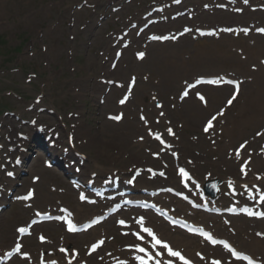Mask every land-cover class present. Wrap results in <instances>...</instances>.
Here are the masks:
<instances>
[{
  "label": "rangeland",
  "instance_id": "374dc122",
  "mask_svg": "<svg viewBox=\"0 0 264 264\" xmlns=\"http://www.w3.org/2000/svg\"><path fill=\"white\" fill-rule=\"evenodd\" d=\"M152 1L157 0H133L126 3L122 10L114 13L112 8L120 5V0H0L1 157L7 155L6 148L10 139L17 137L20 130L29 129L28 125L22 124L21 119L6 114L12 111L29 120L37 117L40 122L50 126L63 121V127H66L63 139L65 142V135L69 132L67 127H73L78 145L88 157L82 172L84 175L88 176L92 171L105 175L115 168L120 171L128 170L135 164L145 163L149 155L145 152L148 145L145 141L138 140L144 133L139 132L137 127L136 129L131 127V134L127 133L130 129L126 127L129 122L128 114L121 124L104 122L105 112L116 111L114 104L116 97L113 96V101H109L107 105H100L98 98L104 88L95 92L93 84L100 83L98 80L109 65L105 58L108 53L114 52L113 38L108 37L109 32L112 30L120 32L122 21L126 26L130 23L127 20L135 16L143 4L148 5L147 8H152L150 4ZM207 1L214 0H200L199 5ZM197 2L188 0L180 8L195 6ZM226 15L227 13H222L223 17ZM218 16L208 13L204 20H197L202 24L205 22L214 25L218 22ZM261 17L250 13L253 20ZM237 47L244 49L248 57L246 61H242L240 55L232 50ZM148 55L145 62H136L132 48L128 49L119 63L120 71L115 75L121 79H128L132 73H136L144 84L136 89L138 94L130 105L131 114L135 108L138 111L141 104L147 111L156 110L149 102L153 89H158L162 95L165 94V100L169 103L173 93L179 89L181 80L192 78L199 73L236 70L252 77L256 76L250 71L249 66L250 63L258 64L259 57H264V38L252 36L248 39H236L225 35L219 40L206 38L196 41L187 36L173 45L152 46ZM263 77L264 75L260 77L262 81ZM249 83L251 85L246 88L242 98L229 109L228 123L224 128L238 126L237 119L242 114L245 122L240 125L238 133L235 130L239 127L225 131L218 145L212 146L204 136L196 139V135L201 132L210 109L217 110L230 94V90H205L210 98V108H205L198 101L190 99L182 105L179 112L173 114V120L179 118L180 122L185 123L180 129L182 158L186 162L190 158H197L200 162L196 167L198 174L216 171L229 175L230 162H233L228 157L229 148L233 149L242 140L250 139L263 127L264 102L256 99L255 103L250 104L256 93L253 90L254 81ZM41 93L45 94L43 101L33 110H28L36 96ZM217 95H221L220 102H215ZM40 107L53 108L56 114L53 116L46 111L40 113L38 111ZM133 116L132 114L130 117ZM107 130L109 134H106ZM126 135L129 136L127 149H122L117 139ZM33 140L36 141L37 136H34ZM84 140L86 143H83ZM139 149L142 155L138 158L135 154L133 157L132 155ZM257 161L264 167L263 160ZM96 164H100L102 168H98ZM157 164L159 165V162ZM37 169L36 171H39L40 168ZM235 172L239 174L238 163H235ZM60 179L66 181L64 176ZM41 188L47 190V183H43ZM73 198L76 201V196L73 195ZM18 208L20 205H14L1 218L16 213ZM20 222L22 220L13 221V234L14 226ZM247 228L249 229L245 230L246 235L239 238L250 243V236H254L256 226L250 223ZM33 238L35 239L36 235Z\"/></svg>",
  "mask_w": 264,
  "mask_h": 264
},
{
  "label": "snow or ice",
  "instance_id": "6c2138e0",
  "mask_svg": "<svg viewBox=\"0 0 264 264\" xmlns=\"http://www.w3.org/2000/svg\"><path fill=\"white\" fill-rule=\"evenodd\" d=\"M177 2H179V0H177ZM245 3H247V0H245ZM244 31L246 32L247 29H245ZM258 31L264 32V29H258ZM166 38L167 37H153V39H166ZM143 55H144V53H142V52L138 53V56L141 57V58L143 57ZM220 82L221 81L219 79L211 81V83H220ZM198 83H199V81H198ZM227 83L235 85L236 90H237L235 93H233L232 98L227 101V103L229 105H231L233 100L236 98V95L238 94L239 82H237V81H228ZM185 95H187V92H185ZM200 99L203 100L204 97L200 96ZM123 102L124 101L122 100L121 103H123ZM218 115H222V112L219 113ZM115 119H120V117L117 116V117H115ZM215 119H216V116H213L211 119L208 120L207 125L205 126V129H204L205 132H207L209 130V128H211L213 126V121ZM168 132H169V134H172V130L171 129H168ZM258 135H260V133H258ZM156 138L157 139H161L159 134L156 135ZM161 143H163V140H161ZM243 147H244V145H241V148H243ZM173 155H175V153ZM237 156H239V152H237ZM241 171H244L245 174H246L245 165H242ZM180 174L182 176H185V177L188 176V174L185 172L184 169H180ZM8 175H12V173H8ZM161 175H163V173H161ZM32 195H33V192L29 191L27 196L23 197V199H29L30 197H32ZM84 198L85 197L82 194L81 195V199H84ZM260 199H261V201H264V193L261 194ZM248 214L249 215H256V216L264 217V212H251V211H249ZM140 222L141 223L143 222V218H141ZM120 223L123 224L124 221H120ZM68 224H69V230L70 231H75V227L72 225L70 220L68 221ZM18 231L21 232V233H24V232L27 231V229L24 228V227H21V228L18 229ZM143 231L148 233L150 236H152L153 241H154L153 247H155L156 245H160V246H162V249H166L167 250V253H168L169 256L178 257L181 261L184 262V264H191V261L187 260L179 251H174L166 242H163L161 239L157 238L155 236V234L152 232L151 229L143 228ZM137 235H139V234H137ZM205 235L208 237L209 240L212 241V243H216V241L212 238V236L210 234L205 233ZM139 238L143 239V237H139ZM41 239L43 240L44 237H41ZM100 243H103V241H101ZM221 243H224L225 247H229L230 248V246L226 242L221 241ZM96 246L97 245H93V249ZM20 249H21V245L17 244L16 247L13 249V251L19 252ZM230 250H231V254L233 256L237 257L238 259L242 258L244 260H247L249 262V264H255V262L250 257H248V256L241 257V254L239 252H237L235 249H230ZM62 251H64V250L62 249ZM138 251L140 253H145V255H143V256H136L135 257V259L137 261H139V264H149V261H152L154 259L153 255L151 253H149L146 248L138 246ZM161 254L162 253L158 252V253H156V256H160ZM24 255L27 256L28 254L25 253ZM52 264H56V262L53 261ZM155 264H161V261L159 259H156L155 260ZM167 264H173V261L172 260H168ZM213 264H221V262L217 260V261H214Z\"/></svg>",
  "mask_w": 264,
  "mask_h": 264
},
{
  "label": "bare ground",
  "instance_id": "6f19581e",
  "mask_svg": "<svg viewBox=\"0 0 264 264\" xmlns=\"http://www.w3.org/2000/svg\"><path fill=\"white\" fill-rule=\"evenodd\" d=\"M101 87L102 86H100V84H97V83H95L94 84V88H95V90H96V92L97 91H99L100 89H101ZM207 87H209V86H207ZM224 88H228L227 86H225ZM260 94H261V96L262 97H264V86L263 87H261L260 88ZM221 99V96H218L216 99H215V101H219ZM263 102H264V99H263ZM197 113V112H196ZM194 119V118H193ZM196 119V118H195ZM130 124L128 125V127L130 128ZM48 133V132H47ZM108 133V131L106 132V134ZM109 134V133H108ZM47 135V134H46ZM129 136H122V137H119L117 140H118V144H119V146L122 148V149H127V138H128ZM15 138V137H14ZM125 139V140H124ZM98 146H101V145H99V144H97ZM51 151V150H50ZM56 151H58V150H56ZM137 153H140V152H138V151H136L132 156L134 157V155L135 154H137ZM96 166H98L99 168H102V166L101 165H96ZM232 169H234V167L232 166ZM48 175H51V176H53V177H55L56 175H54V174H48ZM42 196V197H45V195L44 194H42V193H39V196ZM47 196H49V197H51V195L50 194H47ZM48 199H50V198H48ZM39 203H40V201H39ZM49 203V202H48ZM83 205H79V206H76V209L78 210V214H79V216H80V220H84V219H86L89 215H91V212H87V211H83V207H82ZM22 213H24V214H26V211L25 210H22L21 211ZM20 212V213H21ZM22 217H24V215H22ZM259 222H261V223H264V220H262V221H259ZM11 223L12 222H10V221H8L7 223H5V224H2L0 227L2 228V234H3V239H2V242H1V244H2V246H4V245H9V243L11 242V238L13 237L12 236V228H11ZM43 225H46V224H43ZM43 229H45V230H50V228H48L47 226H43ZM83 234H81V235H75L76 237H79V238H81V236H82ZM85 237L86 236H88V235H84ZM173 239L175 240V241H179V239L180 238H178L176 235L173 237ZM70 242H72V240L70 239ZM254 242H256V243H262V241L259 239H256V241H254ZM252 243V244H246L247 245V247L248 248H251L250 250H252V249H256V248H253V247H255L256 246V244L255 243ZM253 252V251H252ZM254 254H258L256 251H254L253 252Z\"/></svg>",
  "mask_w": 264,
  "mask_h": 264
}]
</instances>
